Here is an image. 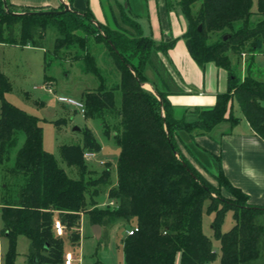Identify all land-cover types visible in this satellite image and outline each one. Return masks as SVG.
Here are the masks:
<instances>
[{
    "label": "trees",
    "instance_id": "1",
    "mask_svg": "<svg viewBox=\"0 0 264 264\" xmlns=\"http://www.w3.org/2000/svg\"><path fill=\"white\" fill-rule=\"evenodd\" d=\"M6 1L10 12L17 14L64 9L63 4L59 8H20ZM101 3L118 13L120 22L113 13L117 28L98 22L89 8L78 11L74 0H68L70 11L61 15H13L0 0V43L44 48L47 27L53 25L58 34L55 57L61 58L63 51L76 46L81 49L77 60L82 72L99 82L97 89L83 94L84 115L100 118L104 135L113 137L121 148L117 185L109 191L113 205L100 207L97 197L100 186L110 179V170L98 178L84 179L89 172L85 154L102 149L94 132L85 130L83 146L61 148L63 160L83 176L71 178L56 157L44 150L39 120L6 100L12 87L0 64V218L1 234L10 243L6 264H14L20 236L30 241L28 264H65L66 239L79 245L76 231L83 215L92 226L102 227L103 236L118 223H136L138 232L128 235L130 228L123 240L125 264H177L178 258L180 264H212L216 252L203 231V209L208 200L207 210L215 215L214 237L221 243L220 264H255L264 255V207L253 205L250 196L229 180L221 156L212 154L218 166L213 172L194 156L180 133H186L199 147L197 137L211 135L224 122H240L234 109L237 100L252 130L264 141V81L256 76L255 63L256 55H264V0H257L255 12L254 0H179L187 23L179 38L185 40L198 65L215 63L229 75L228 89L217 95L213 107L185 109L180 115L170 100L174 93L158 58L159 53L167 56L179 38L157 42L153 36H144L129 3ZM91 43L107 48L118 72L115 86L108 84ZM243 54L249 57L242 80L237 68ZM147 68L159 75L166 90L148 79ZM117 91L121 93L119 107ZM22 133L25 141L13 160ZM230 210L235 225L223 233ZM56 220L63 223L68 235L66 230L64 236L57 235Z\"/></svg>",
    "mask_w": 264,
    "mask_h": 264
},
{
    "label": "rangeland",
    "instance_id": "2",
    "mask_svg": "<svg viewBox=\"0 0 264 264\" xmlns=\"http://www.w3.org/2000/svg\"><path fill=\"white\" fill-rule=\"evenodd\" d=\"M82 1L91 9L98 22L105 23L114 29L117 28L113 13H116L118 20L120 17L116 10L112 13L109 7L102 6L101 0ZM117 1L123 5L129 3V9L137 15V21L144 36L150 37L159 33L160 23L158 19H161V21L166 19V24H170V31L175 38L182 36L187 29L186 20L178 3L179 0H152V2L151 0ZM253 11H257V0H254ZM252 19L256 21L258 18L253 17ZM163 24L166 25L165 22ZM57 36L56 28L53 25H49L46 31L44 48H42L44 50L35 51V53L29 52L27 55L19 46L20 48H14V50L10 48L7 53H0L3 67L6 68L7 72L5 76L9 79L12 87L11 91L5 94V98L9 103L21 108L39 120L43 130L44 150L56 157L60 167L71 178L80 180L83 176L75 166H70L63 160L61 148L65 145L83 146L85 130L89 128L94 132L102 149L95 157L91 159L85 158V164L89 172L84 176V179L92 180L98 178L105 170H110V179L107 183L100 186V193L97 197L100 207H107L113 203L109 198V191L117 185V165L121 148L113 137L104 135L100 118L88 119L79 105L66 104L59 101V97H67L82 104L84 102L83 94L97 89L99 82L94 76L82 72L81 62L77 60L78 55L82 51L78 46L65 52L63 51L61 58L53 55ZM90 49L97 57L98 64L103 68L108 84L112 87L119 83L118 72L115 69L113 60L109 57V52L105 45H94V43H91ZM46 55L48 56L47 71H45L44 65ZM248 57L249 54L242 55L240 66L237 68L238 75H241V64H247ZM233 63H237V58L233 59ZM257 63L256 76L264 81V58H258ZM150 78H152L151 81H155L153 77ZM146 89L150 90V88ZM116 104L118 107L121 104L120 91L116 92ZM237 105V100H234L235 112L239 114ZM24 141L25 136L22 133L19 137L18 146L13 153V160L16 151L24 144ZM206 177L214 185H217V182L210 175H206ZM224 196L228 197L227 193L224 192ZM209 203L210 201L208 200L204 204L203 231L205 235L211 238L214 251L216 252V260L212 264H220L222 256L221 243L214 237L212 225L215 215L208 212ZM1 211L2 207L0 206V214ZM135 225V222L129 226L118 223L109 230L108 236H103L102 232L101 238L97 239L93 234V226L90 224L88 216L83 215L81 227L76 231L79 235V245L74 246L70 243L71 241L69 242L70 239H66L65 251L71 252L75 256V264H125L123 240L126 231L134 228ZM234 225L233 211L230 210L226 214L222 232H229ZM1 228L2 222L0 218V264H6L10 243L9 239L1 234ZM29 246L30 241L27 237L20 236L18 238L14 264L29 263ZM263 262L264 255L255 264H262ZM177 264H180L179 258Z\"/></svg>",
    "mask_w": 264,
    "mask_h": 264
},
{
    "label": "crops",
    "instance_id": "3",
    "mask_svg": "<svg viewBox=\"0 0 264 264\" xmlns=\"http://www.w3.org/2000/svg\"><path fill=\"white\" fill-rule=\"evenodd\" d=\"M9 1L20 8H59L61 4L60 0ZM64 1L68 3V0ZM74 7L80 12L89 8L82 0H74ZM158 22L160 23L159 33L152 35L153 38L157 42L173 40L175 37L172 36L170 24H166V19H162V21L158 19ZM10 48L14 50V48L20 47L0 43V53H7ZM21 49L27 55L29 52L35 53V51L44 50L29 45L21 47ZM158 58L162 64V75L165 77L167 86L174 93L170 96V100L176 106L179 115L185 109L213 107L217 95L228 89V72L219 68L215 63H208L204 67L198 65L191 56L184 39L179 38L167 56L159 53ZM258 58H264V55H256V65H258ZM0 64L3 73L7 74L1 57ZM146 75L150 80L152 79L150 77H153L155 81H152L157 83L159 88L166 90L164 81L151 68L146 70ZM246 75L247 66L244 63L241 64L240 76L242 80ZM146 88H150L149 84ZM237 104L240 113H236L241 118L239 123L231 125L224 122L211 135L197 137L196 142L199 147L192 144V140L186 133H180V139H184L185 145L190 147L194 156L213 172H217L218 166L212 158V154L221 156L223 169L229 180L250 196V202L253 205L264 207V141L254 133L249 122L241 113L238 102ZM180 143L186 155L191 158L182 141ZM191 159L193 160V158Z\"/></svg>",
    "mask_w": 264,
    "mask_h": 264
},
{
    "label": "built area",
    "instance_id": "4",
    "mask_svg": "<svg viewBox=\"0 0 264 264\" xmlns=\"http://www.w3.org/2000/svg\"><path fill=\"white\" fill-rule=\"evenodd\" d=\"M59 101L62 103H66V104L79 105L82 108L83 113H85V108H84L83 104H79V103L75 102L74 100H72L71 98L59 97ZM95 156H96V153H94V152H87L85 154V158H87V159H91ZM102 164H104V162H102ZM112 205H113V203H112ZM54 228H55V231H56L58 236L62 237L65 235L66 228L60 220L55 221ZM138 230L139 229L137 227H135V228L130 229L127 233H128V235H133L135 232H138ZM75 260H76L75 256L71 252H68L66 254L65 264H75Z\"/></svg>",
    "mask_w": 264,
    "mask_h": 264
},
{
    "label": "water",
    "instance_id": "5",
    "mask_svg": "<svg viewBox=\"0 0 264 264\" xmlns=\"http://www.w3.org/2000/svg\"><path fill=\"white\" fill-rule=\"evenodd\" d=\"M3 2H4L5 9H7V11L9 13L13 14V15H26V14H29V15H34V14H38V15H42V14H45V15H49V14L61 15V14H64V13L70 11L69 4L66 3L64 0H60L61 4L64 5V9L61 10V11H35V12L19 13V14L10 12V10L8 9L7 1L6 0H3ZM199 29L201 30V27ZM146 85H148V84H145L144 87H146ZM149 86H150V90L151 91H154L153 90V87L151 85H149ZM93 234L95 235V237L97 239H100L101 236H102V227L99 226V225H93Z\"/></svg>",
    "mask_w": 264,
    "mask_h": 264
}]
</instances>
